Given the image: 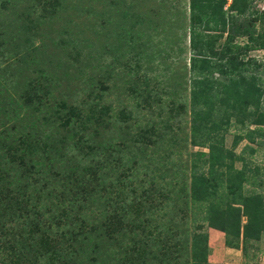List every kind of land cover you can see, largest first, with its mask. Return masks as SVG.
<instances>
[{
	"label": "trees",
	"instance_id": "1",
	"mask_svg": "<svg viewBox=\"0 0 264 264\" xmlns=\"http://www.w3.org/2000/svg\"><path fill=\"white\" fill-rule=\"evenodd\" d=\"M82 1H72V9H77L78 3ZM254 1L187 0V38L190 52L187 60L190 79L188 140L190 146L207 150L205 154L202 152L196 154L201 160L198 164L189 162L188 183L192 203L189 209L192 207L194 210H190L189 214L191 211L196 217L199 214L200 220L206 223L208 229L223 234L226 246L234 249L240 247L242 253L247 240L257 242L260 234L264 232L262 196L254 192L241 193L225 208H218L212 200L215 190L211 183L218 178H225L228 181L243 178V170L234 171L231 166L236 157L231 151L222 147V142L218 138L217 134L221 125H227L229 120L235 119L234 125L246 123L254 127L253 130H248L249 134L264 137V110L261 105L263 96L262 91L257 87L262 83H254L253 77H246L243 74L245 68L250 66L249 62H253L244 58L248 47L251 49L258 47L253 38L256 34L253 25L255 20H250L252 15L257 14L253 8ZM28 6L33 14L38 12V15L34 19L29 18V14L24 17L23 23L18 26L19 33H22H20L19 43L15 44L13 40H10L11 52L0 43V64L11 60L20 50L30 49L32 38L42 37L45 29L49 27L48 20L51 19L49 15H56L62 10V2L59 0H31ZM131 6H134V3L131 2L126 7ZM77 14H80V11ZM146 17L139 14L128 16L125 11H120L119 0H109L106 3L105 17L101 21L106 30L95 33L97 37L102 34L105 40L109 39L105 48L111 58L110 61L116 65H120L123 61V44L128 45L126 53L131 56L125 61L124 66L128 67L127 73L132 80L126 90L131 94H135V87L145 88L148 85L145 76L142 79L137 73L141 71L142 64H151L152 60L143 58L141 52L144 45L135 41L142 35L137 33V29L142 25L151 24ZM259 17L264 19V12H261ZM160 25L161 22L153 24L152 29H157ZM238 37L245 39L241 46L234 43ZM2 43H5V40ZM78 43H75V48L72 49V61L81 69L78 70V74L82 78L86 75L85 71L88 67L84 64L86 56L82 51L91 46L77 48ZM146 45L150 51L155 50L152 42ZM258 49L264 50V48ZM173 61L172 65L176 60ZM260 65L264 68V60ZM169 72L170 76L174 74L171 69ZM213 74H217L223 80L213 79ZM116 77L114 75V78ZM4 80L0 83V94L5 93L6 90L7 82ZM170 89L172 90L171 87ZM171 90L168 91L171 92ZM162 93L155 95L158 97L157 102L160 101ZM1 97L0 104H6L7 101ZM117 102L116 100L115 103L119 107L120 102ZM165 104H158L156 110H154L155 106L152 108L143 106L142 110L147 111L143 113L144 118L149 117L148 120L152 122L151 116L154 115L157 120L153 121L152 125L146 122L145 128L142 129L137 124L140 118L144 119L137 102H134L131 108H127L131 115L134 114L131 117L133 118L132 126L127 129L125 127L122 129L125 115L120 109L114 110L115 106L112 105V113V109L108 108L110 113L108 121L97 124V127H91L92 131L87 135H79L80 129L85 132L86 123L94 120L95 124L98 121L93 115L99 112V106L94 101H88L75 109L72 118L77 114L85 119L75 124L69 120L72 124V131L69 130L72 132V148L69 152L54 157L58 163L53 161L63 168L60 170L61 173L69 172L72 175V192L69 183L63 181L64 183L58 184L56 190L50 186L44 188L42 185L34 184L40 188L39 190L38 187L33 188L31 190L33 193L28 196V199H31L35 197L33 194L38 196L42 193L39 198L45 205L43 208L40 207L42 210L40 215H46L50 221L61 215L67 222V227L65 224L56 227L49 224V234L58 237V242L62 246L61 254L58 255L61 259L60 264H180L179 255L172 257L167 253L168 242L175 240L173 237L181 229L183 224L181 221L185 217L183 209L176 205L183 197L182 191L178 188L182 185L178 179L184 176H182V162L179 159L181 155L177 147V143H181L180 137L178 139L177 137L181 133L178 125L182 120L180 118H182L183 107L180 108L181 111H178L172 105L173 108L168 109L169 103ZM222 108L227 110L223 124L219 114ZM0 112H2L1 107ZM175 119L176 122L173 123ZM174 124H176V130L173 129ZM98 129L109 130V141L107 145H101V148L96 146L89 148V139L99 137ZM18 137L25 140L26 136L18 133ZM12 140L16 149H19L16 154L22 153L26 156L28 150L22 145L23 143L20 144L16 138H13L6 127L0 129V154L13 145L10 144ZM16 149L14 148L13 152ZM157 149L160 150L159 153ZM91 152L98 156L105 153L106 158H102L101 163L98 159L94 161L95 158L94 156L92 158ZM2 154L0 155V181L3 186H10L15 192H20L17 191V186L23 182L26 185L29 183L23 180L21 171L11 162H7ZM29 155L37 156V150L29 152ZM34 163L41 166L39 162ZM65 164H70V167L65 168ZM96 166L97 174L91 175L90 172ZM44 170L47 172L49 167H45ZM44 170L40 169L41 172ZM98 174L100 175L96 177ZM102 183L107 184L102 185V188L100 185ZM77 186L90 188L88 192L90 198L83 204H79ZM127 186L131 187L129 195H125ZM173 211L177 213L175 216ZM33 212L32 215H39L38 207ZM26 217L27 214H22L19 208L12 214L5 212L4 207L0 205L2 264H5L7 257L17 258L19 254L21 255L19 257L27 258L30 262L41 260V255L38 253L39 240L37 243L33 241L35 244H29L26 242L25 232L22 237L17 232L25 231L29 227L25 228V225L31 223ZM116 217L122 225L119 231L111 222L115 221ZM240 217L245 218L243 225L240 224ZM7 223H13L14 226L5 228L4 225ZM197 227L200 228V226ZM36 231L42 230L38 228ZM196 236L192 233V240L189 243L191 264H207L204 255L206 245L203 242L202 252L199 251L196 248ZM232 241L236 244L239 242V246L230 247ZM103 244L107 246L100 247ZM173 245L176 248L177 245L174 243L171 246ZM200 254L201 258H199ZM9 263L10 260H8Z\"/></svg>",
	"mask_w": 264,
	"mask_h": 264
},
{
	"label": "rangeland",
	"instance_id": "2",
	"mask_svg": "<svg viewBox=\"0 0 264 264\" xmlns=\"http://www.w3.org/2000/svg\"><path fill=\"white\" fill-rule=\"evenodd\" d=\"M30 1L0 0V43L4 44L9 52L12 51L10 40H13L12 42L15 44L19 43L22 33H19L18 26L23 23L24 17L29 14V18L34 19L38 15V12L33 14L29 9ZM59 1L62 2V10L58 11L56 15H49L51 17L48 20L49 27L45 29L43 36L33 37L30 49L20 50L11 60L9 59L4 64H0V83L3 82V79L7 82L5 93L0 94L1 99L7 101L6 104H0L2 110L0 112V129L2 127L8 128L13 138H16L20 144L23 143L22 145L28 150L26 156H23L22 153L16 154L19 149H16V145L12 140L10 144L13 145L1 154L7 162H11L21 171L24 176L23 180L29 183L26 185L23 182L17 186V191L20 192H15L14 188L3 186L0 181V205L4 207V211L7 213L13 214L19 208L22 214H27L26 218L31 223L29 221L30 224L25 225V228L26 226L29 227L25 231L17 232L20 233V237L25 232L24 236L29 244H35L39 240L38 253L41 255V260L32 261V263L27 258L19 257L21 256L19 254L17 258L7 257L5 264H8V260H10L9 264H46L47 261L48 264H60L61 259L58 255L61 254L62 246L58 242V237L49 234V224L53 227L65 224V227H67V222L61 215H58L53 221L47 219L46 215H40L42 212L40 207L43 208L45 205L43 200L39 198L42 193L38 196L33 194L35 197L31 199H28V196L33 193L31 191L33 188L38 187L34 184L42 185L44 188L50 186L56 190L58 184L64 183L63 181L69 183L72 192V175L69 172L61 173L60 170L63 168L55 164L58 162L54 157L69 152L72 148V132H70L72 131V124L69 123V120H72L73 124L83 122L85 118H81L77 114L72 118V114L79 105L88 101H94L98 104L100 110L93 115L94 119L98 121L94 124V120H90L89 123L85 124V132L80 129L79 135H87L92 131L91 127H97V124L108 121L110 118L108 108L112 109V113V105L115 106L114 110L116 108L117 110L120 109L125 115L123 116L125 117V123H123L122 129L124 127L125 129L131 128L132 126L133 118L131 119V117L134 114L131 115L130 110L127 108H131L134 102L139 104L138 109L141 110L143 118V113L147 112L145 109L142 110L143 106H150V108L155 106L154 110H156L158 104L166 105L165 103H169V105L167 104L168 109L174 106L178 111H181L180 108L183 107L182 118H180L182 120L178 125L181 133L177 137V139L179 137L181 139V143L178 142L177 147L181 155L179 159L182 162V176H184L178 179L182 182V185L178 188L182 191L183 197L176 205L183 209L185 217L181 221L183 223L181 229L173 237L175 240H169L168 242L167 254L172 257L179 255L180 262H178L180 264H191L192 257L189 252V243L192 240V233H195L197 235L195 237L196 248L202 252V243L204 242L206 245V252L203 254L207 264H264V232L260 234L257 242L251 239L247 240L245 250L242 253L241 248L238 247L239 242L236 244L232 241L230 245V247L237 245V249L229 248L224 244V236L221 232L208 229L206 223L200 220L199 214L197 217L192 214V211L189 214V211L193 210L192 207L189 209L192 204L188 183L189 162L192 161L198 164L201 160L196 154L198 152L205 154L207 150L190 146L188 140V89L190 79L188 78L187 60L190 57V52L188 51L187 38V0H119L121 12L125 11L128 16L129 14L147 16L146 18L151 21L149 26L142 25L141 28L137 29V33L142 35L135 41L144 45L141 54L144 59H151L152 61L148 65L142 64L141 71L137 73L142 79L145 76L148 85L145 88L135 87V94L126 91L132 82L130 75L127 73L128 67L124 66L125 61L131 56L126 53L128 45L123 44V61L120 65H116L110 61L111 58L105 48V44L109 42V39L105 40L102 34L98 37L95 36L97 31L106 30L101 21L105 17L106 3L109 0H83L78 3L77 9H72V1L76 0ZM131 2L134 3V6L127 8V4ZM253 8L257 14L252 15L250 20H255L253 25L256 34L253 38L256 40L258 47L253 49L248 47L244 58L245 60H253V62H249L250 66L245 68L243 74L246 77H253L254 83H262L257 87L262 91L263 100L261 105L264 110V68L260 65L264 60V50L258 49L264 48V19L259 17L260 13L264 12V0H255ZM78 11H80V14H77ZM159 22H161V25L157 29H152L153 24ZM100 25L103 26L100 27ZM4 40L5 43H2ZM78 41L80 42L78 43ZM244 41V38L238 37L234 40V43L241 46ZM150 42H152V47H155L154 51L147 49L148 45L146 44ZM75 43H78L77 48H82L85 45L91 46V48L82 51L86 56L84 64L88 66L85 71L86 75L82 78L78 74V70L81 69L78 64L72 61V49L75 48ZM174 59L176 62L172 65ZM170 69L174 71L171 76ZM114 75L117 77L114 78ZM212 78L223 80L217 74H213ZM168 90H171V92ZM157 93H162L159 98L162 102H157L158 97L155 96ZM116 100L120 102L119 107L115 103ZM226 111L225 108L219 111L222 120L224 116H227ZM151 118L152 122L148 120L149 117L135 121L142 129L145 128L146 122L152 125L154 124L153 121L157 120L154 115ZM175 122L176 119L173 123ZM234 122L235 119H231L229 124L221 125L217 135L222 142V147L231 151L236 157L231 166L234 171L243 170V178L229 181L225 178H218L211 183L212 188L215 190L212 200L218 208H225L234 202L233 200L241 193L254 192L259 194L262 196V202L264 203V137L249 134L248 130H253V126L246 123L234 125ZM175 126L176 124L173 125L174 130H176ZM98 132L99 137L89 139V148L93 146L101 148V145H107L109 130L100 131L98 129ZM18 133L26 136L25 140L19 138ZM14 148L16 150L13 152ZM33 150H37V156L29 155V152ZM157 152L159 153L160 150L157 149ZM94 153L91 152L92 158L93 156L95 158L94 161L98 159L101 163L106 158L105 153L99 156ZM34 162L41 163V166ZM174 162H176L175 159ZM45 167H49L47 172L44 170ZM64 167L69 168L70 164H65ZM40 169L44 172H41ZM97 172L96 166L90 174L94 175ZM104 174L106 175L105 172ZM49 177H51V180H49ZM106 184L102 183L100 185L102 187ZM78 186L76 187V193L78 194L79 204H83L86 199L90 198L88 193L90 188ZM39 188L40 186L38 190ZM129 190H131V187L127 186L125 195H129ZM193 206H195L194 203ZM37 207L40 216L38 214L32 215ZM176 214L173 211V215ZM115 219L111 222L119 231L122 229V225L117 217ZM244 223L245 218L240 217V224L243 225ZM13 226V223L4 225L8 229ZM197 226H200V228ZM15 227L18 228V226ZM38 228L42 231H36ZM171 241L177 245L176 248L174 245L171 246L174 244ZM104 246L107 245L103 244L100 247ZM199 258H201V254ZM2 263L0 257V264Z\"/></svg>",
	"mask_w": 264,
	"mask_h": 264
}]
</instances>
